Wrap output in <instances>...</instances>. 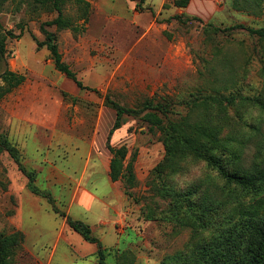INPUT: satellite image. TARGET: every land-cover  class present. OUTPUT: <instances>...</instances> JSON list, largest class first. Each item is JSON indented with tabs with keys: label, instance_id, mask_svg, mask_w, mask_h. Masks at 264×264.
Segmentation results:
<instances>
[{
	"label": "rangeland",
	"instance_id": "obj_1",
	"mask_svg": "<svg viewBox=\"0 0 264 264\" xmlns=\"http://www.w3.org/2000/svg\"><path fill=\"white\" fill-rule=\"evenodd\" d=\"M91 1L99 6L83 32L46 27L56 32L63 59L84 88L37 45L45 39L41 24L58 12L33 0L1 4L2 31L19 35L23 28V35L8 37L0 73L7 64L26 80L0 100V144L15 148L0 152V235H24L13 264H198L244 211L263 214L251 207L258 193L228 183L192 155L177 170L165 168V133L152 129L143 115L159 106L168 128L211 122L220 127L213 152L230 167H264V110L240 98L264 99V39L233 28L263 27L264 3L253 11L234 7L232 0H194L201 11L191 12L174 0L162 8V0ZM139 2L143 9H135ZM64 13L76 17L79 11L69 2ZM236 93L231 103L218 100ZM111 102L135 110L122 116L111 137L112 146L127 151L124 165L133 162L131 181L112 180L113 155L107 140L103 145L97 139L100 128L115 122ZM221 104L224 116L216 115ZM82 190L98 195L101 204L118 205L119 214H86L72 206ZM189 190H196L189 199L177 196ZM205 194L216 202L204 213ZM62 213L91 226L103 256Z\"/></svg>",
	"mask_w": 264,
	"mask_h": 264
},
{
	"label": "trees",
	"instance_id": "obj_2",
	"mask_svg": "<svg viewBox=\"0 0 264 264\" xmlns=\"http://www.w3.org/2000/svg\"><path fill=\"white\" fill-rule=\"evenodd\" d=\"M5 0H0L1 4ZM145 0H140L144 2ZM233 5L236 8L242 9H262L264 0H232ZM69 2H74L77 6L79 14L76 17L66 15L64 9ZM137 4V8L143 9L144 7ZM245 2V4H243ZM34 5L44 9H52L58 12V15L49 21H45L41 24L40 28L45 35L43 41L37 40L39 48L46 47L49 50L51 59L54 61L55 68L61 73L65 74L69 79H72L78 87L84 88L82 80H80L76 72L70 67V65L63 59V53L61 52L58 44V36L56 32L48 30L47 26H56L58 30L71 29L74 32H83L86 28V24L89 22L91 13V3L88 0H33ZM174 5L179 8H186L190 3V0H174ZM153 13L154 10L152 9ZM78 19H83V24H76ZM233 28H243L264 39V26L255 28L246 26L244 24H237ZM231 29V28H230ZM0 24V58L4 59L7 53V39L8 37H21L23 35V28L19 35L14 34L12 30L2 31ZM6 64V63H5ZM26 80V75L14 71L6 64L5 69L0 73V100L7 94L11 93L18 86L23 84ZM239 93L231 94L229 96L222 95L218 100H225L231 103L237 99ZM223 97V99H221ZM241 100L257 102L264 110V99L258 96L241 95ZM208 109V102H204ZM159 106H155L154 109L147 111L143 118L150 124L152 129L159 128L165 133L164 144L166 148V157L163 161V166L177 170L180 164L188 156L192 155L198 159H205L208 163L214 167L219 175L225 179L228 183H232L241 187L245 191H254L258 193V197L251 204L252 209L255 211L260 209L263 214L256 218L253 214L247 216L248 211L242 213L241 219L229 232V234L220 241V243L212 249L211 252H205L202 255L201 262L198 264H264V167H255L252 169H245L242 166L235 165L230 167L227 160L222 156L213 152L217 148L216 143L218 139L216 137L217 128L219 126L208 122L206 124L196 123H184L176 122L171 123L169 128L171 132L167 131L168 127L164 125V118L158 113L162 111L165 113V108L158 109ZM111 108L116 111V119L109 131L106 146L112 153L113 157L110 162V176L113 181L120 179H134L133 162L130 161L126 166L124 160L126 159L127 151L125 147L116 148L111 144V137L114 132L122 126V116L127 113H133L135 110L129 107H125L117 102H111ZM223 108L222 104L217 114L221 115ZM218 115L217 120L224 115ZM215 120V121H217ZM213 121V122H215ZM4 149L15 151V148L7 145L2 147L0 144V152ZM234 156L239 157L236 151H231ZM18 159V156H16ZM33 178H30L29 187L32 190H36L33 185ZM196 190H189L187 192H180L177 196L183 200L189 199L190 195L195 193ZM216 199L208 194L202 197V209L204 213L211 208ZM63 216L68 218V224L75 231L82 234L85 240L96 243L98 245V252L103 256V248L100 240L94 236L92 228L89 224L83 220L73 219L68 217L64 213ZM24 235L20 231H16L10 234L0 235V264H13L16 248L23 241ZM250 238V240H249ZM246 244V250L240 252ZM104 264V262H101ZM121 264H126L122 259ZM131 264V263H129Z\"/></svg>",
	"mask_w": 264,
	"mask_h": 264
},
{
	"label": "crops",
	"instance_id": "obj_3",
	"mask_svg": "<svg viewBox=\"0 0 264 264\" xmlns=\"http://www.w3.org/2000/svg\"><path fill=\"white\" fill-rule=\"evenodd\" d=\"M88 1H90V3H91V8H92L91 14H92L94 11V8L98 5V3L97 2L93 3L91 0H88ZM164 4H165V0H162L161 5H160L161 8L164 6ZM148 8L150 10L153 9L152 6L148 7ZM135 9H137V4L135 6ZM185 9H187L188 11H191V12H200L201 11V10H198V8H195L194 0H190V3L188 4V6ZM89 20H91V18ZM86 29H87V24H86ZM45 49H47V48L45 47ZM44 54H45V52H44ZM110 129H108V127H106V126L104 128H100L97 139L103 145L105 144V142L108 138V134H109ZM97 199H99L98 195L91 194L87 190H82V191H80V193L78 195H76L74 197V199L72 201V206H75V205L78 206L86 214L92 213L94 210L102 211L104 217L110 216V212H113V215L115 214L114 216H116V214H119L120 207L118 205L101 204L98 201H96ZM103 219H105V218L101 217V220H103Z\"/></svg>",
	"mask_w": 264,
	"mask_h": 264
}]
</instances>
